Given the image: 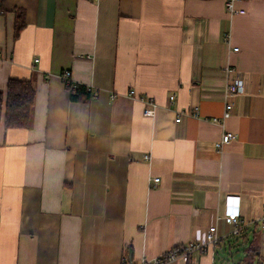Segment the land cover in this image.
<instances>
[{"label":"crops","instance_id":"0c3cea01","mask_svg":"<svg viewBox=\"0 0 264 264\" xmlns=\"http://www.w3.org/2000/svg\"><path fill=\"white\" fill-rule=\"evenodd\" d=\"M226 2L3 0L0 90L31 80L36 102L30 129L0 127V264L154 259L214 225L222 240L199 264H264V0H239L236 16ZM228 63L245 93L219 151ZM65 71L91 100H71ZM131 90L156 100L154 118ZM229 206L238 237L221 219Z\"/></svg>","mask_w":264,"mask_h":264},{"label":"built area","instance_id":"2783aa9c","mask_svg":"<svg viewBox=\"0 0 264 264\" xmlns=\"http://www.w3.org/2000/svg\"><path fill=\"white\" fill-rule=\"evenodd\" d=\"M95 2H99L101 0H93ZM239 0H227L226 8L227 12L231 16L236 15H244L246 12L243 9H238L236 4ZM1 2V0H0ZM224 42L229 46V53H236L239 51V48H232L231 36H226ZM4 61V56L0 50V63ZM225 73V82H224V91H223V103L224 110L223 114L220 118H214L211 120L213 124L219 125L223 130L220 140L216 143V147L219 151H222L225 146L233 142L237 137L234 133H231L226 130L227 122L231 118L235 103L237 99L244 95L245 93V80L243 74L237 70V68L228 63L224 68ZM60 79L66 88L74 87L77 83L73 82L71 78V72L65 71L60 75ZM89 91L92 92V88L87 87ZM69 92V91H68ZM129 96L133 99H136L144 104L143 115L146 118H154L158 109L160 108L159 104L156 100L149 98L147 96H139L135 90H131L129 92ZM116 96L114 94L111 95V98L114 99ZM177 98L176 95L171 94L168 97V106H172L176 103ZM184 114L186 115H194L197 117V113L192 111H186ZM180 121V119H177ZM148 159V157H146ZM160 182L159 178H154L149 180L150 187H156ZM221 219L228 225L232 227L231 235L238 237L245 230V222L241 218L240 211L232 206H229ZM257 224L260 226L262 230H264V214L257 219ZM222 240L221 235L218 232V228L216 225L209 228L208 233L206 235L205 242L195 243V242H187L185 244L177 245L161 256H158L154 259H140L138 261H130L128 256L123 257L122 264H172L176 261H182L187 264H199V261L194 258V256L203 255L206 253L208 247L217 246L220 244Z\"/></svg>","mask_w":264,"mask_h":264},{"label":"trees","instance_id":"16d2710c","mask_svg":"<svg viewBox=\"0 0 264 264\" xmlns=\"http://www.w3.org/2000/svg\"><path fill=\"white\" fill-rule=\"evenodd\" d=\"M0 14H5L3 0L0 2ZM24 13L17 11L15 33L24 28ZM72 101L88 102L93 93L84 85L76 84L66 88ZM36 102V90L31 80L21 81L10 79L7 83L6 94L0 90V127L4 121L7 130L30 129L33 123V113Z\"/></svg>","mask_w":264,"mask_h":264},{"label":"water","instance_id":"95a60500","mask_svg":"<svg viewBox=\"0 0 264 264\" xmlns=\"http://www.w3.org/2000/svg\"><path fill=\"white\" fill-rule=\"evenodd\" d=\"M129 259H130V261L133 260V253H132V251H130V253H129Z\"/></svg>","mask_w":264,"mask_h":264},{"label":"rangeland","instance_id":"374dc122","mask_svg":"<svg viewBox=\"0 0 264 264\" xmlns=\"http://www.w3.org/2000/svg\"><path fill=\"white\" fill-rule=\"evenodd\" d=\"M219 259V258H218Z\"/></svg>","mask_w":264,"mask_h":264}]
</instances>
